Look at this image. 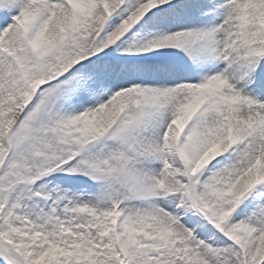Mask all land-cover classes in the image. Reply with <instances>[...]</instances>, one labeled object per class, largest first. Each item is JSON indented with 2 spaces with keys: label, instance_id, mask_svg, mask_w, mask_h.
I'll list each match as a JSON object with an SVG mask.
<instances>
[{
  "label": "snow or ice",
  "instance_id": "6c2138e0",
  "mask_svg": "<svg viewBox=\"0 0 264 264\" xmlns=\"http://www.w3.org/2000/svg\"><path fill=\"white\" fill-rule=\"evenodd\" d=\"M0 264H264V0H0Z\"/></svg>",
  "mask_w": 264,
  "mask_h": 264
}]
</instances>
